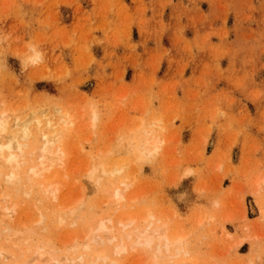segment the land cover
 Returning a JSON list of instances; mask_svg holds the SVG:
<instances>
[{
    "label": "rangeland",
    "instance_id": "1",
    "mask_svg": "<svg viewBox=\"0 0 264 264\" xmlns=\"http://www.w3.org/2000/svg\"><path fill=\"white\" fill-rule=\"evenodd\" d=\"M2 113L28 120L32 138L18 139V166L15 129L0 137V264L43 250L49 264H264V0H0ZM61 116L75 127L59 132L53 200L28 169ZM148 225L182 246L138 245Z\"/></svg>",
    "mask_w": 264,
    "mask_h": 264
},
{
    "label": "bare ground",
    "instance_id": "2",
    "mask_svg": "<svg viewBox=\"0 0 264 264\" xmlns=\"http://www.w3.org/2000/svg\"><path fill=\"white\" fill-rule=\"evenodd\" d=\"M35 56H37L38 57V55H36L35 54ZM33 59L35 58L34 56L32 57ZM35 59H37V58H35ZM3 114V113H2ZM0 115V137L2 138V135H4V134H6L7 133V131L8 130H11V128H14L15 130L13 131V132H11V134H7L8 136H7V138L5 139L6 140V145H7V149H8V151L9 152H11V154L8 156L9 158H8V160H9V163L8 164H11V163H13V162H15V164H18V166H19V164H20V160L19 159H21L20 158V156L19 155H17V154H20V153H17V154H14L13 153V151L14 150H19L18 152H21V154H23V153H25V152H23L24 151V149H23V145L24 144H21L20 143V141L19 140H26L28 137H30L31 136V134L29 133V121L27 120V121H22V120H20V119H18V118H15V119H13V120H11V122L13 123V124H10L9 123V116L6 114H3V115ZM13 117V116H12ZM14 118V117H13ZM39 121H37V123H38ZM63 124V126L61 127V128H59L60 126V124ZM11 125V126H10ZM10 126V127H9ZM38 126V125H37ZM47 127H48V129H50L51 130V132H44L43 134H40V137H42V141L43 142H41L42 144L40 145V143H39V145H40V147H36L35 149H38V153H36V152H34L37 156H35L36 158L35 159H33L34 161H36L37 160V164L35 163V165H33V166H30V168L28 169V174L30 175H28L29 177H30V179H35V177L37 178H41V177H43L44 179H42V180H44V181H47L48 183H49V185L50 186H48V188H47V186H46V188H44L45 190H44V192H43V194H45L46 195V193H49V191H50V193L48 194V195H50V194H54L53 195V200L54 199H58L57 197L59 196V192H61V188L59 187V185L58 184H56V185H54V183H53V185H52V181H53V179L56 177H52L51 175L50 176H48V174H50V172L52 173V170H54V168H57V167H61V168H64L63 167V165H65V162H64V159H65V154H64V152L62 151V150H60L59 149V147H57V143L58 142H60V141H62V139L63 138H61L60 137V135H61V133H59V132H61V131H63V129H65V130H70V131H72L73 130V128L75 127V122L73 121V120H69V119H67L66 117H64V116H61L60 117V119H59V121L57 122V123H53V122H51V121H48V123H47ZM10 128V129H9ZM37 129H38V127H37ZM30 131H31V129H30ZM10 132V131H9ZM40 132V131H39ZM66 132V131H65ZM41 133V132H40ZM67 133V132H66ZM22 134V135H21ZM38 135V134H37ZM39 136V135H38ZM19 138H22V139H19ZM31 138H32V136H31ZM8 139V140H7ZM19 139V140H18ZM2 140V139H1ZM1 140H0V142H1ZM40 139H39V141H41ZM8 141V142H7ZM26 142H27V140H26ZM4 144V143H3ZM60 143H58V145H59ZM131 144V143H130ZM143 144V143H142ZM141 144V145H142ZM144 144H146V143H144ZM26 145V144H25ZM25 145H24V147H25ZM5 146V145H4ZM133 146V145H132ZM131 145H130V147H132ZM143 150H142V149ZM5 149V148H4ZM138 149V148H137ZM139 149H141V154H140V152H139V154L140 155H138V157H139V159H138V161H140V160H142V161H144L145 159H147L146 157V155H148V153H150V155H148V157L149 156H151V153H158V151L160 150V147H159V145H158V143H154L152 146H144V145H142V146H140V148ZM21 150V151H20ZM23 150V151H22ZM34 150V149H33ZM7 151V150H6ZM137 151V150H136ZM139 151V150H138ZM15 152V151H14ZM23 152V153H22ZM31 153V152H30ZM34 153H31L30 154V156L31 157H33L32 156V154H34ZM9 154V153H8ZM20 154V155H21ZM27 154V153H26ZM25 156V155H24ZM23 158V157H22ZM145 158V159H144ZM18 160H19V162H18ZM23 160V159H22ZM30 160H31V158H30ZM34 161H33V163H34ZM32 162V161H31ZM32 163V164H33ZM125 162L122 160H119V161H117L116 163H115V166L114 167H112L111 169H106V170H104L103 171V173L104 174H109V175H112V176H114L116 173H120L122 170H123V168H124V164ZM14 164V166L16 167L17 165H15ZM22 164V163H21ZM21 164H20V166H21ZM13 166V168H15ZM23 166V165H22ZM101 167H103V166H101ZM17 168V167H16ZM15 168V169H16ZM19 168V167H18ZM21 168V167H20ZM96 169L98 168V167H95ZM105 169V168H104ZM20 170V169H19ZM99 170V169H98ZM100 171H101V169H100ZM17 172V171H16ZM21 172V171H20ZM18 175H19V173H18ZM17 175V173L15 174V173H12L11 172V177H9V176H7L8 177V179H7V181L9 182V184H11L12 183V180L10 179V178H12V179H16V180H19L18 179V177L21 175H19L18 176ZM27 176V177H28ZM21 177V176H20ZM19 177V178H20ZM52 180V181H51ZM34 181H36V180H34ZM38 181V180H37ZM17 182V181H16ZM46 182V183H47ZM19 183V182H18ZM34 183V182H33ZM43 183V182H42ZM45 183V182H44ZM47 183V184H48ZM13 184V183H12ZM41 184V183H40ZM14 185V184H13ZM41 185H43V184H41ZM46 185V184H45ZM125 185H127V186H125ZM124 186V190H125V188H127L126 190H129L128 188H130V186H129V184H125ZM41 186L39 185V188H40ZM45 187V186H44ZM42 189V188H41ZM118 191H121V192H123L122 190H120V189H117ZM41 192V193H42ZM52 192V193H51ZM117 192V191H116ZM120 193L118 192V194L116 193L113 197L114 198H116V199H113V200H116V201H120L121 202V200H124V195L122 196V198L123 199H121V200H119L120 199V197H121V195L123 194V193H121V195H119ZM44 195V196H45ZM48 195H46V197L48 196ZM52 195H51V197H52ZM2 198V197H1ZM115 202V201H114ZM117 202V203H118ZM119 202V203H120ZM7 206H9L8 204L6 205V207ZM4 207V209H6V207L5 206H3ZM12 206H10L9 207V210H8V208L6 209V211L8 210V215L9 216H12V215H14V213H15V211H17V209L15 208V206H13L12 208H11ZM11 208V209H10ZM71 208H73V207H71ZM7 214V213H6ZM148 214V213H147ZM145 214L146 216H144V217H142V219H143V221H144V223H145V221H146V219L147 218H152V215L151 214ZM7 216V215H6ZM13 217V216H12ZM7 218H9V217H7ZM11 219V218H10ZM9 219V220H10ZM62 219V220H61ZM112 219V218H111ZM153 219V218H152ZM37 220H39V218L37 219ZM141 220V219H140ZM41 220H39L38 222H40ZM59 221L61 222V221H63L64 222V220H63V217L62 218H59ZM36 222V221H35ZM63 222H61V223H63ZM109 222L110 223H112V220H109ZM135 222H136V219H134V218H131V217H129V218H127V219H119V221L117 222V224H119V225H121L122 226V228H125V229H127L129 226H131L132 224H135ZM156 222H159V221H156ZM155 222V223H156ZM37 223V222H36ZM155 223H151V224H155ZM8 224V223H7ZM137 224V223H136ZM151 224H150V226H151ZM158 225V224H157ZM155 227V226H154ZM163 227V228H162ZM164 228H166L167 229V227H165V226H162V225H160L158 228H152V227H149V225H148V228L146 227L145 228V230H142V231H139L138 229H137V237H136V243H138V245H140V246H142V247H149V249H152V246L153 247H155V250L154 251H156V252H154V253H158L157 254V256L159 255V254H161V252L163 251L164 253H166L167 252V254H169V252L168 251H166V250H170L173 246H175V245H179V244H181V246H182V241L184 240V237H182V236H179L178 238L176 237V238H174L175 240H173L172 239V235H170V233H168V231L166 230V229H164ZM107 230H108V228H107V226H106V224L104 223V222H101L99 225H98V227H97V229H96V233L98 232V233H100V234H103V233H106L107 232ZM97 233V234H98ZM108 233V232H107ZM128 236L129 235H131V234H127ZM126 235V236H127ZM133 235V234H132ZM126 236H125V238H126ZM133 237V236H132ZM131 237V238H132ZM124 237H123V239H125ZM128 239V238H127ZM128 240H130V238L128 239ZM110 241H112V240H110ZM239 243H241V242H239ZM178 247V246H177ZM127 247H126V245L124 244L123 245V243H122V245L120 244V245H117L116 246V248H115V253H116V255L117 254H121V253H125V251L127 250L126 249ZM42 249V248H41ZM40 249V250H41ZM40 250H38V252L40 251ZM43 250V249H42ZM41 250V251H42ZM172 250H173V248H172ZM177 249H175V253H177V251H176ZM45 250H43V252H40V253H42V254H38V258L36 257V259H34V260H36L35 261V263H33V261H32V263L33 264H49V262H52L51 260V258H50V261L49 262H47V261H45L44 262V259L46 260H48L49 258H46L47 257V255H46V253L47 252H45ZM172 252H174V251H172ZM3 253V252H2ZM44 253V254H43ZM48 255L50 254L49 252L47 253ZM2 255V254H1ZM46 257H45V256ZM154 255H156V254H154ZM37 256V255H36ZM42 256H44V257H42ZM50 256H53V253H51L50 254ZM173 256H175V255H173ZM172 256V257H173ZM177 256V255H176ZM54 257V256H53ZM163 258V256H160L159 255V257H157V260H158V258ZM33 258H34V256H33ZM55 258V257H54ZM53 258V259H54ZM154 258H156V256H154ZM153 258V259H154ZM161 258V259H162ZM32 259V258H31ZM42 259H43V263H42ZM109 257L108 256H106V255H102V256H100V258H98V260H97V262H93V263H90V264H99L100 262L101 263H103V264H105V263H107V264H109L110 263V261H109ZM169 259V258H168ZM56 260V258L54 259V261ZM63 260H65V259H63ZM71 259L69 258V259H66V262L67 261H70ZM155 260V261H154ZM153 261H152V263L151 264H161L162 262H160V261H158L157 262V260L156 259H154ZM30 261V262H31ZM53 261V262H54ZM74 261H75V259H74ZM109 261V262H108ZM112 261V260H111ZM29 262V261H28ZM28 262H26L25 264H27ZM28 263V264H31V263ZM47 262V263H46ZM73 262V260L70 262V264ZM67 263H69V262H67ZM111 264H116L115 262L113 263V262H111ZM163 264V263H162Z\"/></svg>",
    "mask_w": 264,
    "mask_h": 264
}]
</instances>
